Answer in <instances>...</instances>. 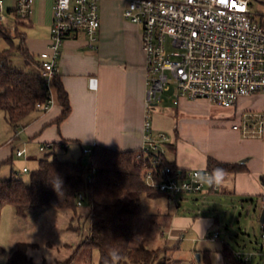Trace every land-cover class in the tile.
Here are the masks:
<instances>
[{"label": "crops", "instance_id": "0c3cea01", "mask_svg": "<svg viewBox=\"0 0 264 264\" xmlns=\"http://www.w3.org/2000/svg\"><path fill=\"white\" fill-rule=\"evenodd\" d=\"M254 1L260 5L256 14L264 17V0ZM54 3L55 0H35L30 17L19 28L26 37L30 56L36 61L42 53L49 51ZM16 4L17 0H4L7 21L12 17L16 19ZM100 5L98 41L91 45L84 33L75 32L65 39L60 51L57 76L69 96L71 111L68 117L57 121L62 107L54 91V104L49 111L33 113L17 127L12 126L0 111V176H5L0 179L10 178L13 173H18L16 171L25 173L23 170L30 161L36 160L35 157L42 159L51 149L68 151L71 157L80 153L72 160L76 161L85 156V149L93 150L97 146L120 152H139L143 147L147 66L142 30L125 18L127 0H101ZM30 56L23 58L29 61ZM35 65L31 64L30 68L35 69ZM93 78L97 80L95 89L89 86V80ZM168 96L169 100L165 99L153 109V134L171 132L172 137L163 147L170 163L184 170H204L211 157L221 163L242 164L246 171L226 173L220 186H206L192 201L180 199L176 205L161 196L168 209H174L168 210L167 214L170 223L165 248L180 249L181 243L187 241L200 246V250H194L200 264H234L226 261L225 249L234 257L240 254L248 258V262L241 258L245 263L264 264V225L260 220L261 235L255 242L248 235L249 230L242 232L244 228H239L242 236L250 240L249 252L232 248L221 237V229L229 233V225L235 224L234 219L240 224L241 210L244 212L245 206L249 209L247 212L253 208L256 212L264 209V140L234 128L241 123L242 112H260L264 108V97L242 99L233 109H224L204 99L182 98L174 105L170 94ZM204 104L216 110L214 117L222 120L223 126L212 135L181 137L173 128L179 114H185L180 108ZM19 150L25 151L20 157L17 156ZM199 207L208 214L197 209ZM215 233L219 237L213 240ZM219 242V246L207 247Z\"/></svg>", "mask_w": 264, "mask_h": 264}, {"label": "built area", "instance_id": "2783aa9c", "mask_svg": "<svg viewBox=\"0 0 264 264\" xmlns=\"http://www.w3.org/2000/svg\"><path fill=\"white\" fill-rule=\"evenodd\" d=\"M34 1L17 0L18 20H28ZM127 1L124 16L141 27L147 66L146 116L139 154H153L155 159L143 178L149 187L178 205V195H198L207 185L193 183L192 176L199 169L162 164L163 147L170 139L164 133L153 134V109L165 102V94H170L174 105L182 98L204 99L224 109H233L242 99L264 97V17L252 12V0ZM100 3L101 0H55L49 51L39 56L40 74L48 89L53 90L60 51L70 34L84 33L91 45L98 41ZM0 21L7 23L4 0H0ZM89 86L95 89L97 80L90 79ZM53 104L52 94L37 108L47 112ZM240 121L235 129L264 140V108L260 112H242ZM90 152L84 150L85 155ZM24 153L19 150L17 156ZM200 171L210 173L208 169ZM218 237L215 233L212 238ZM236 258L248 262L240 254Z\"/></svg>", "mask_w": 264, "mask_h": 264}, {"label": "trees", "instance_id": "16d2710c", "mask_svg": "<svg viewBox=\"0 0 264 264\" xmlns=\"http://www.w3.org/2000/svg\"><path fill=\"white\" fill-rule=\"evenodd\" d=\"M14 14L16 25L19 22L24 26L25 21L18 20L16 10ZM20 26L12 29L0 21V37L9 44L0 52V111L12 126L17 127L33 113H45L37 105L50 100L54 91L62 107L57 120L61 122L71 111L68 93L58 76L54 79V90L44 86L40 63L30 56ZM13 38L19 39L18 46L14 45ZM15 56H30L26 65L30 68L31 64H36V68L25 70L12 66L11 58ZM85 156L76 161H60L56 158V151L51 149L40 159L38 168L30 173L28 182L16 173L0 179V224L2 212L8 206L23 220L41 209H58L71 214L70 220L74 222L85 217L82 206L87 204L89 234L69 258L58 264H75L84 250H98V264H167L166 258L160 260L159 256L170 249H151L142 243L132 246L130 242L142 195L149 198L165 196L149 187L143 178L144 172L153 168L155 155L97 146ZM161 158L163 165L175 167L165 155ZM218 167L225 173L246 171L242 164L221 163L210 157L207 169L211 172ZM69 228L80 231L82 227L75 228L71 224ZM37 247L18 243L7 257L6 264H38L29 255V250ZM2 254L0 252V257ZM224 254L227 262L248 264L232 256L228 249Z\"/></svg>", "mask_w": 264, "mask_h": 264}, {"label": "rangeland", "instance_id": "374dc122", "mask_svg": "<svg viewBox=\"0 0 264 264\" xmlns=\"http://www.w3.org/2000/svg\"><path fill=\"white\" fill-rule=\"evenodd\" d=\"M259 9V3L253 0L252 12L256 13ZM5 15H8L7 10ZM5 24L13 28L15 27L16 19H14V17L9 18ZM20 25L21 23L18 22L16 27ZM13 42L15 46L19 45L18 38H13ZM8 45L7 41L0 37V52L6 49ZM11 64L16 68L25 70L31 69L27 67L26 61L21 56L12 57ZM168 97V94H165L166 100H169ZM168 107L173 110L178 109L172 106ZM180 109L183 110L185 114H179L180 116L176 119V122H174L173 128L178 131L181 137L185 135L192 136L195 134L201 136L204 133L212 135V133H216L221 126H223L221 123L222 120L214 117L216 110H214L213 107L204 104L191 105ZM151 124L153 127L154 118L151 120ZM165 133L169 138L172 137L171 132L166 131ZM49 152L50 150L48 153ZM69 154L68 151L61 149L56 152V158L60 161H72L77 159L80 153H77V155L75 154L76 156L74 155L73 157ZM39 158L41 157H35L36 160L30 161L26 165L29 173L16 171L19 173L16 174L28 182L30 173L39 166ZM20 168L22 169V166H20ZM0 178H5V176L1 175ZM195 196L196 195L183 194L178 195L177 199L192 201ZM165 202L166 200L161 197L149 198L146 194L142 195L133 236L130 241L132 246L142 243L151 249L165 248L166 242L169 238L167 228L170 223L167 214L168 210H170V212L174 210L172 207H169L168 209L167 202ZM197 209L203 210L202 207ZM244 209V212L241 210V213L243 214L241 215V219L239 218L241 220L240 224L234 219L235 224L229 225V233L227 230L221 229V237L222 240L227 241L232 248L240 250L241 252H249L252 245L249 238L245 239V237L242 236V232H245V229L249 230L248 235L251 236L252 241L255 242L256 238H259L261 235L259 220L262 212L259 210L256 212L254 211V208L250 212H247L249 209L246 206ZM203 211L208 214L207 210L204 209ZM82 212L85 217L82 219H76L74 222H71L70 220L72 217L71 214L58 209H41L31 213L27 219L23 220L16 216L15 210L12 207L8 206L4 208L0 224V252L3 253L0 257V264H6L7 256L15 250V245L21 242L38 245L36 249L29 250L30 257H32L38 264H58V262L66 260L89 234L87 218L89 207L87 204H83ZM228 217L230 218L231 215ZM71 224L75 226V228L78 226L82 228L80 231L72 230L69 228ZM239 228L244 229L242 232H239ZM238 233H240V236L237 237ZM228 234H230L231 237L233 235L232 239ZM219 244L220 242L216 245L208 244L207 247L219 246ZM196 248L197 251L201 249L198 244L196 245L193 242L185 241L184 243H181L180 249H170L166 253L161 252L159 259L166 258L167 264H200L197 257L198 253H195L194 251ZM99 258L100 255L98 250H84L75 264H98Z\"/></svg>", "mask_w": 264, "mask_h": 264}, {"label": "clouds", "instance_id": "9594fccd", "mask_svg": "<svg viewBox=\"0 0 264 264\" xmlns=\"http://www.w3.org/2000/svg\"><path fill=\"white\" fill-rule=\"evenodd\" d=\"M225 170L215 168L210 173L207 171L196 170L192 176L193 183L207 185L208 187L220 186L225 179Z\"/></svg>", "mask_w": 264, "mask_h": 264}, {"label": "water", "instance_id": "95a60500", "mask_svg": "<svg viewBox=\"0 0 264 264\" xmlns=\"http://www.w3.org/2000/svg\"><path fill=\"white\" fill-rule=\"evenodd\" d=\"M260 223H261L262 225H264V209H263L262 214H261ZM198 258H199V257H198Z\"/></svg>", "mask_w": 264, "mask_h": 264}]
</instances>
